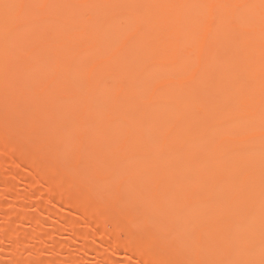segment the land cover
<instances>
[{
	"label": "bare ground",
	"instance_id": "bare-ground-1",
	"mask_svg": "<svg viewBox=\"0 0 264 264\" xmlns=\"http://www.w3.org/2000/svg\"><path fill=\"white\" fill-rule=\"evenodd\" d=\"M2 144L9 264H264V0H0Z\"/></svg>",
	"mask_w": 264,
	"mask_h": 264
},
{
	"label": "rangeland",
	"instance_id": "rangeland-1",
	"mask_svg": "<svg viewBox=\"0 0 264 264\" xmlns=\"http://www.w3.org/2000/svg\"><path fill=\"white\" fill-rule=\"evenodd\" d=\"M10 154V147L8 145H0V156H8ZM23 173V170L21 171ZM5 182H7V186L8 188L5 189ZM37 190H44V184L43 181H38L36 182L35 185ZM6 190H8V192H5ZM22 192V185L20 182V178L19 177H14L13 174H11L10 170L5 167V166H1L0 167V193H4L5 197H4V204L3 206L0 207V211L2 212H17V213H27L29 215L34 216L38 222H39V226L38 228H40L42 231L43 230H49V227L54 223L55 219L53 216H50L46 210L44 208H40L39 210L35 211L34 207L32 206V204H34L35 200H32V202H28L27 206H24V208L14 206V202H13V194H17V193H21ZM48 207L50 209H52V211L54 212H58V209L54 206H51L50 204H48ZM25 210V211H23ZM72 218L76 219V215L72 214ZM77 220V219H76ZM5 227V228H3ZM76 230L80 233H82V231L85 230V227L83 224H78L75 227ZM10 232H18L21 234V231H24L23 233L29 234L31 232H33V228L30 227V225L28 224H21V223H15V222H11L8 225H3L0 222V244H4V236H5V232L9 231ZM86 231V230H85ZM115 233H112L111 235H113ZM97 237V238H96ZM54 239L57 242H61V243H66L67 246H65L64 250L65 252L59 253L57 254V256H51L46 250H44L43 248V240L39 243V247L40 249L35 252V253H30V252H24L18 259V264H24L25 262L29 261L32 264H44L45 262H47V264H55L53 259H57V257H61L63 256L65 253L67 255H72L76 258V262L74 264H92L91 260L90 261H82L80 262L81 258H84V251L87 247V244L89 245H93L95 244L97 241H100V243H105L108 240V236H103V237H98V236H94V235H90L88 239H86L85 241H82L81 238L76 237L74 235V237L72 236L71 238L68 236H64V235H57L54 237ZM85 243L82 246V243ZM7 248H12L9 244H7L6 246ZM7 252V251H6ZM6 252L4 251V253L1 254L0 256V264H9L10 263V259L9 256H6ZM8 254V253H7ZM73 264V263H72ZM102 264H110L108 262H104ZM120 264V263H117Z\"/></svg>",
	"mask_w": 264,
	"mask_h": 264
}]
</instances>
